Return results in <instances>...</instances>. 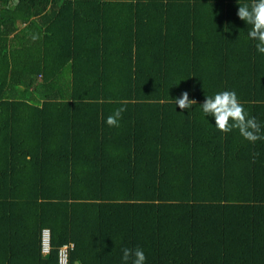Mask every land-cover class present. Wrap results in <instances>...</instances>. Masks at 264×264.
Masks as SVG:
<instances>
[{
  "label": "trees",
  "instance_id": "16d2710c",
  "mask_svg": "<svg viewBox=\"0 0 264 264\" xmlns=\"http://www.w3.org/2000/svg\"><path fill=\"white\" fill-rule=\"evenodd\" d=\"M250 2L0 0V264H60L70 243L68 264H124L122 249L136 247L145 264H264V140L219 131L200 106L235 90L264 125V54L237 15ZM66 8L74 16L58 35L63 26H52ZM31 28L43 34L40 61L19 54ZM89 36L105 65L108 52L130 57L113 64L123 75L112 89L101 69L93 72L84 98L93 117L62 122L50 101L68 107L83 98L48 91L60 80L52 61L75 70L71 54L88 53ZM51 38L57 47L48 49ZM20 83L42 90L44 105L25 101ZM184 91L197 102L190 109L173 101ZM120 107L119 127H110Z\"/></svg>",
  "mask_w": 264,
  "mask_h": 264
},
{
  "label": "crops",
  "instance_id": "0c3cea01",
  "mask_svg": "<svg viewBox=\"0 0 264 264\" xmlns=\"http://www.w3.org/2000/svg\"><path fill=\"white\" fill-rule=\"evenodd\" d=\"M56 15L58 17H57V20L52 27L63 26V27H60L61 30L56 31V34L60 35L61 33L66 32L67 25L69 24L68 22L72 21L74 14L72 13V10H70V8H66V10H63L61 13H57ZM126 17L127 16L125 14H122V16H119V21L120 22L124 21V18H126ZM89 19H90L89 16H84V18L81 17V18H79V23L87 25L88 24L87 21ZM132 19H134V18L127 17L125 19V21H127L126 23L128 25H132V22L134 21ZM41 23L42 22L39 18L38 24H41ZM26 24L27 23H23L24 26ZM70 25H71V23H70ZM47 26L49 27V24H47ZM51 30H52V28H51ZM50 33H51V31H50ZM42 35L43 34H42V32H40V29L31 28V30L23 33L19 37L17 46L19 48H21V45L23 46L22 49H20L21 51L19 53L21 56V59L25 58V60H31V61L33 59H38L39 61L41 60V58H42V51H41V48H42L41 41L42 40L41 39L43 38ZM54 41H52V38H51V40H49V42L46 43V44H48L47 45L48 49H52L54 47H57L55 45ZM97 41H96V43H97ZM83 43H84V46L86 48L88 46V49H89L88 53H85V54L80 53L78 56L71 54L72 57L74 56L75 61H77L76 66H75V70H73L70 66H67L65 69H62L61 64H62L63 60L61 58H58L56 60L54 59L52 61V67H51L52 71L51 72H55L60 67V69L56 72L57 74H60V77H59L60 80L57 82L56 85H55V83L53 84L54 91L52 90V87H50L48 91H50V93H52L54 95L75 93L79 97L83 98V99H79L80 101L81 100H83V101L78 102V103H76V102L79 100H75V101L70 100V102H73L74 105H68V107L62 106V104H60L59 99L56 101H50L51 102L50 104L52 106H47V107H53V109L56 110V113L60 111V113H58V114L60 115V119H62V122H64V120L66 119V121H68V122H71L72 120H74L75 123H79V122H82L88 115L90 117H93V114L95 113V109L92 106L85 103L86 99H84V98L88 97L89 95H91L93 93V90L95 89V87L93 86V72H97L99 69H101L105 73V80L107 81V86H105V88L112 89V87H111L112 81L116 78L117 75H123L122 72L118 73V71L112 70L113 64L118 63V64L123 65L124 61L126 63V60L130 57V52H128V51L125 53L124 52L118 53L115 56H112V52L111 53L108 52L107 53L108 61H107V64L105 65L106 62H105V58L103 56L97 54V52H94V53L91 52V47L93 45V38L91 36H89L86 39H84ZM26 46H29V49H25ZM109 56L114 57V58H112L111 65L109 62ZM53 57H54V55H53ZM57 57H55V58H57ZM96 57H98V59L104 58L103 63L100 64L98 67H96L93 64V60ZM25 63H26V61H25ZM38 63L39 62H36L35 65H38ZM20 65H21V68L19 71L23 72L24 63H21V64L19 63V67H20ZM104 67H105V69H104ZM108 68H109V70H108ZM176 70H177V68L175 67V71ZM74 73H79L78 74L79 79L76 81L75 85H73ZM40 77L41 76H39V82L41 81ZM16 88L17 89H15V90H17L20 95L25 94L28 96L27 98H30V99L25 100V101L30 102V103H36L37 105H40V106L44 105V99H43L44 95L42 93V90L35 89L34 87H30V89L25 90L24 84H22V83L18 84L16 86ZM103 89H104V87H103ZM12 93L14 94V92H12Z\"/></svg>",
  "mask_w": 264,
  "mask_h": 264
},
{
  "label": "clouds",
  "instance_id": "9594fccd",
  "mask_svg": "<svg viewBox=\"0 0 264 264\" xmlns=\"http://www.w3.org/2000/svg\"><path fill=\"white\" fill-rule=\"evenodd\" d=\"M240 5V4H239ZM237 15L241 20L251 25L248 37L256 41L257 51L264 54V0H251L250 3L240 5ZM180 109H190L197 102L189 99V93L184 91L180 97L173 100ZM205 116L211 115L215 119L216 128L224 133L238 129L246 140L255 143L264 140V125L255 116H250L235 90H222L214 96H206L200 104ZM126 108L120 107L107 117L106 123L110 127H119V121ZM122 261L124 264H145L146 255L142 248H123Z\"/></svg>",
  "mask_w": 264,
  "mask_h": 264
},
{
  "label": "built area",
  "instance_id": "2783aa9c",
  "mask_svg": "<svg viewBox=\"0 0 264 264\" xmlns=\"http://www.w3.org/2000/svg\"><path fill=\"white\" fill-rule=\"evenodd\" d=\"M50 237L51 232L49 228H44L42 230V252L48 253L50 250ZM74 244H65L61 247L59 252V263L68 264L69 263V249L73 248Z\"/></svg>",
  "mask_w": 264,
  "mask_h": 264
},
{
  "label": "water",
  "instance_id": "95a60500",
  "mask_svg": "<svg viewBox=\"0 0 264 264\" xmlns=\"http://www.w3.org/2000/svg\"><path fill=\"white\" fill-rule=\"evenodd\" d=\"M77 264H78V262H77Z\"/></svg>",
  "mask_w": 264,
  "mask_h": 264
}]
</instances>
